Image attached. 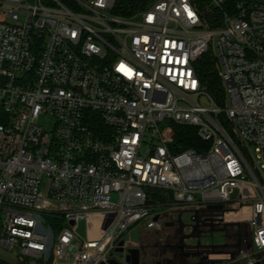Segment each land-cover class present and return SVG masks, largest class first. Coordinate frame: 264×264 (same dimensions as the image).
I'll return each mask as SVG.
<instances>
[{
    "label": "built area",
    "instance_id": "2783aa9c",
    "mask_svg": "<svg viewBox=\"0 0 264 264\" xmlns=\"http://www.w3.org/2000/svg\"><path fill=\"white\" fill-rule=\"evenodd\" d=\"M202 4L157 0L123 17L115 0H0V248L15 264H125L146 250L131 229L167 224L190 233L155 246L198 264L264 260V0H208L205 12L222 11L215 29ZM205 55L222 107L198 75ZM175 126L206 146L175 151ZM216 229L227 241L203 244Z\"/></svg>",
    "mask_w": 264,
    "mask_h": 264
},
{
    "label": "trees",
    "instance_id": "16d2710c",
    "mask_svg": "<svg viewBox=\"0 0 264 264\" xmlns=\"http://www.w3.org/2000/svg\"><path fill=\"white\" fill-rule=\"evenodd\" d=\"M157 0H115L112 12L116 15L128 17L139 11L145 10ZM224 8L222 10H230L236 0H224ZM208 0H203V4L199 6L204 23L211 29H215L219 25V18L222 15L220 10H210L205 12V5ZM198 75L201 79L202 86L207 94L216 102L219 107L223 105V88L220 82L219 71L216 67V61L211 55H205L198 63ZM175 140L177 147L175 151H183L193 149L200 151L205 143L200 141L196 136V129L189 126H175ZM151 198L162 203L169 202V195L160 190H153L150 194ZM148 261V260H147ZM146 261V262H147ZM143 264H150V261ZM152 264V263H151Z\"/></svg>",
    "mask_w": 264,
    "mask_h": 264
},
{
    "label": "rangeland",
    "instance_id": "374dc122",
    "mask_svg": "<svg viewBox=\"0 0 264 264\" xmlns=\"http://www.w3.org/2000/svg\"><path fill=\"white\" fill-rule=\"evenodd\" d=\"M210 51H211V48H209V53H210ZM201 104L203 106H205V107H210L211 106L210 101L207 100V99H202L201 100ZM219 119H220V122L222 123V125L224 126V128L233 137V139L238 143L237 137L234 134H232L231 126L229 124H226L225 117L223 115H220ZM249 152H250L251 157L255 160L256 159V155L253 153V150H252L251 147H249ZM152 193H153V191H150V194H152ZM236 195H237L236 192L233 193L232 198H235ZM111 200L112 201H116L117 200V195L116 194H112ZM218 214H220V213H208L207 215H209V216L215 215L214 217H216ZM182 219L185 222V224L189 223V215L187 213H185L183 215ZM160 223L163 224L162 221H160ZM0 224H1V219H0ZM76 231H77V234L80 237L83 238L85 236V221L79 220V222L77 224ZM184 231L187 233L189 231V229L187 228ZM227 232H229L230 241L231 242H235L236 241V236L235 235L238 232L237 227L236 226H232V228H229ZM240 233L242 235H245L246 233H251L250 226L249 225H247L246 227L242 226L241 229H240ZM164 236H165L164 232H161L159 234L147 233L145 231L144 227L142 225H140V226H136L135 228L131 229L129 231V234L125 235V239L130 238V240L132 242H134V243L142 242L144 244V246L146 247V249L148 250L145 253V257H146V260H148V262H149L150 259H152L153 256H155L154 255L155 252H154V250L152 248L153 242L154 241L156 242L159 238L164 237ZM232 237H234V238H232ZM169 240L171 242V241L174 240V238L171 237V235H170ZM224 240L227 241L224 238V232L218 231V229H216V231L214 233L213 240H211L210 238H203L202 239V243L203 244H209V243L220 244ZM187 242L188 243H194V239L193 240H188ZM242 243H244V240H242ZM114 256L116 258L119 257L118 255H114ZM157 257L159 258L160 256H157ZM162 260H166V261H169V262L177 263L178 262V255H176L175 253L168 254V255L165 256V259H162ZM0 261L4 262L6 264H15V261L13 260L12 254L10 252H8L7 250L2 249V248H0Z\"/></svg>",
    "mask_w": 264,
    "mask_h": 264
},
{
    "label": "crops",
    "instance_id": "0c3cea01",
    "mask_svg": "<svg viewBox=\"0 0 264 264\" xmlns=\"http://www.w3.org/2000/svg\"><path fill=\"white\" fill-rule=\"evenodd\" d=\"M188 227L184 228V229H180L179 231L174 229L173 227H166L165 230H163L162 232H164V234L168 235V237L170 238V235L171 237L174 238L173 241L170 242V244H176V237L178 236L179 232H183L185 229H187ZM189 229V228H188ZM185 232V231H184ZM147 233H151L153 234V232H147ZM186 233V232H185ZM190 233V229L189 231L186 233V234H189ZM165 237V236H164ZM162 238V237H161ZM141 244H143L142 242H139ZM156 242L154 241L153 244H152V248L155 252V256H153L152 259H150V264H198L199 263V260L198 258H192V259H185V258H182L180 253L175 250V249H160V248H157L155 246ZM144 245V244H143ZM148 250L146 249L145 252H147ZM175 253L176 255H178V262L177 263H173V262H169V261H166V260H162V259H165V256L168 255V254H173ZM157 256H160L159 258ZM147 261V260H146ZM148 262V261H147ZM146 262V263H147Z\"/></svg>",
    "mask_w": 264,
    "mask_h": 264
},
{
    "label": "water",
    "instance_id": "95a60500",
    "mask_svg": "<svg viewBox=\"0 0 264 264\" xmlns=\"http://www.w3.org/2000/svg\"><path fill=\"white\" fill-rule=\"evenodd\" d=\"M223 208L222 205H216V206H210L209 210H221ZM71 224H73L71 222ZM171 226L172 224H167ZM119 248L116 250L117 253H123V249L121 246L123 245V242H119ZM146 253V252H145ZM145 253L143 254L141 249L138 248H131L127 251V254L125 256V264H143L146 262ZM0 264H3L0 262ZM102 264H122L120 261L111 259L107 263ZM261 264H264V260L261 262Z\"/></svg>",
    "mask_w": 264,
    "mask_h": 264
}]
</instances>
